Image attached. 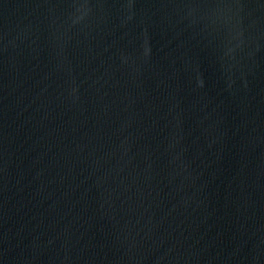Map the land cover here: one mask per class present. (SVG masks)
Wrapping results in <instances>:
<instances>
[{"label": "water", "instance_id": "95a60500", "mask_svg": "<svg viewBox=\"0 0 264 264\" xmlns=\"http://www.w3.org/2000/svg\"><path fill=\"white\" fill-rule=\"evenodd\" d=\"M0 264H264V0H0Z\"/></svg>", "mask_w": 264, "mask_h": 264}]
</instances>
